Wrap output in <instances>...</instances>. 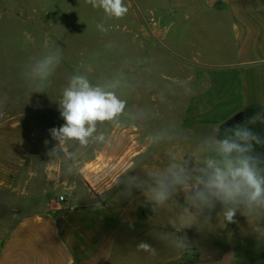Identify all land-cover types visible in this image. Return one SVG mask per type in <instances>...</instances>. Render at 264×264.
I'll list each match as a JSON object with an SVG mask.
<instances>
[{"label":"crops","instance_id":"0c3cea01","mask_svg":"<svg viewBox=\"0 0 264 264\" xmlns=\"http://www.w3.org/2000/svg\"><path fill=\"white\" fill-rule=\"evenodd\" d=\"M126 1L134 17V0ZM156 1L175 41L135 51L144 60L151 52L171 55L170 62L125 67L132 77L141 72L170 90L127 95V102L140 103L139 122L104 133L97 128L86 147L69 142L50 157L53 127L41 128L30 111L6 119L0 113V264H195L219 261L228 252L234 264H264V240L239 212L235 223H223L217 204L208 221L183 230L189 251L175 252L156 234L174 231L168 221L179 214L176 201L183 205L185 193L159 212L143 206L151 175L168 165L170 153L193 157L200 167V148L215 126L250 105L264 114V0ZM125 84L126 90L133 86ZM252 127L264 136V122ZM255 150L264 155V146ZM65 167L77 170L66 175ZM130 176L145 184L124 195ZM141 241L158 254L138 251Z\"/></svg>","mask_w":264,"mask_h":264},{"label":"rangeland","instance_id":"374dc122","mask_svg":"<svg viewBox=\"0 0 264 264\" xmlns=\"http://www.w3.org/2000/svg\"><path fill=\"white\" fill-rule=\"evenodd\" d=\"M149 2L141 4L142 0H134L135 16L130 17L128 10L122 19H115L106 17L86 0H0L2 117L30 111L41 128L62 126L64 120L58 103L61 91L72 75L80 74L126 101L124 112L115 122L97 123L102 133L118 123L139 122L140 103L127 102V95L141 90L158 93L162 88H170L161 82H150L141 72L132 77L125 65L156 64L160 58L170 62L171 55L151 52L148 60H144L143 53L135 50L171 47L175 41L170 20L156 11L159 2ZM124 4L129 9L126 0ZM100 23L108 31L99 30ZM57 49L62 53L61 62L50 82L36 91L28 83L32 65ZM129 80L133 86L126 90L125 83Z\"/></svg>","mask_w":264,"mask_h":264},{"label":"clouds","instance_id":"9594fccd","mask_svg":"<svg viewBox=\"0 0 264 264\" xmlns=\"http://www.w3.org/2000/svg\"><path fill=\"white\" fill-rule=\"evenodd\" d=\"M86 3L101 9L108 18L122 19L129 10L124 0H86ZM97 28L108 31L103 23L97 24ZM61 59L62 53L58 49L38 59L32 65L28 83L40 91L50 82ZM58 103L64 124L49 129L52 139L57 141L48 153L50 157L58 156L69 142L86 147L97 131V123L115 122L126 107V101L114 91L93 85L80 74L69 78ZM258 122H264V114L249 118L243 125L226 128L222 139L217 138L220 133L217 125L213 129L215 134L206 138L200 148L205 154L202 166L194 167L193 157H177L170 153L168 165L151 175V185L143 191V206L150 205L153 212L166 209L181 191L185 193L183 205L176 201L179 214L168 221L174 231L156 234L168 248L175 252L189 251L190 243L182 234L183 230L208 221L217 204L222 206L218 217L223 223H235L239 212L247 218L257 238L264 240V155L255 150L257 146H264V136L252 127ZM63 170L66 175H72L77 169L65 167ZM123 184L124 195H131L133 189H143L145 181L130 176ZM100 206L97 203L96 207ZM137 250L152 257L158 254L156 248L144 241L137 244Z\"/></svg>","mask_w":264,"mask_h":264},{"label":"trees","instance_id":"16d2710c","mask_svg":"<svg viewBox=\"0 0 264 264\" xmlns=\"http://www.w3.org/2000/svg\"><path fill=\"white\" fill-rule=\"evenodd\" d=\"M261 111V108L257 105H250L248 106L245 110H243L242 112L238 113L237 115H235L234 117H232L231 119H229L225 124H222L220 126V133L218 135L217 138L222 139L223 138V133L224 130L226 128H232L233 126L237 125V124H244L246 123V121L259 114Z\"/></svg>","mask_w":264,"mask_h":264},{"label":"water","instance_id":"95a60500","mask_svg":"<svg viewBox=\"0 0 264 264\" xmlns=\"http://www.w3.org/2000/svg\"><path fill=\"white\" fill-rule=\"evenodd\" d=\"M195 264H234L233 254L228 252L219 261L216 262H197Z\"/></svg>","mask_w":264,"mask_h":264},{"label":"built area","instance_id":"2783aa9c","mask_svg":"<svg viewBox=\"0 0 264 264\" xmlns=\"http://www.w3.org/2000/svg\"><path fill=\"white\" fill-rule=\"evenodd\" d=\"M59 201H60V202L65 201V197H64L63 195L59 196Z\"/></svg>","mask_w":264,"mask_h":264}]
</instances>
